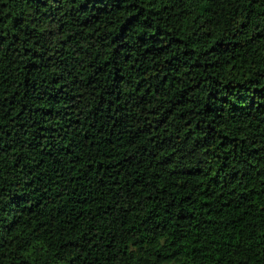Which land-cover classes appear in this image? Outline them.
Listing matches in <instances>:
<instances>
[{
	"label": "trees",
	"instance_id": "trees-1",
	"mask_svg": "<svg viewBox=\"0 0 264 264\" xmlns=\"http://www.w3.org/2000/svg\"><path fill=\"white\" fill-rule=\"evenodd\" d=\"M0 264H264V0H0Z\"/></svg>",
	"mask_w": 264,
	"mask_h": 264
}]
</instances>
